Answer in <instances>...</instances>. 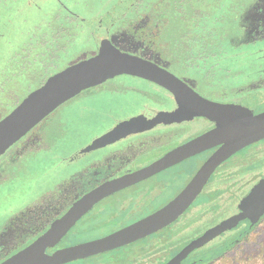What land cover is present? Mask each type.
<instances>
[{
  "label": "flooded vegetation",
  "instance_id": "obj_1",
  "mask_svg": "<svg viewBox=\"0 0 264 264\" xmlns=\"http://www.w3.org/2000/svg\"><path fill=\"white\" fill-rule=\"evenodd\" d=\"M20 1L0 0V119L11 111L2 115V101L7 100L5 84L41 85L59 71V62L66 67L77 58L90 57L106 40L179 82L171 89L152 79L116 75L105 84L72 94L73 98L62 104L67 112L57 105L1 152L0 186L5 187L0 191V263L37 240L90 191L127 177L227 121L264 111V0H134L120 12L108 5L92 22L81 21V26L92 27L81 28L79 39L87 44L77 55L71 54L76 38H72L67 23L50 30L53 35L48 41L51 53L45 58L49 69L45 78L38 72L31 76L24 73V68H34L40 55L38 41H32L35 25L31 44L17 38L24 34L21 27L27 21L22 13L15 15ZM121 75L134 80L114 81ZM116 84L124 88L114 94L117 99H107ZM126 91L129 97L123 99ZM93 96L102 100V107L84 100ZM84 104L83 112L75 110ZM242 109L247 112L242 113ZM74 113L80 115L69 117ZM185 113L203 126L192 131L182 125ZM220 147L221 143L210 145L100 198L76 218L50 250L104 237L159 210L189 184ZM179 168L187 171H174ZM182 175L186 180L176 188ZM24 178L36 182L37 187L25 188ZM169 191L172 195L165 197ZM120 193L125 197L121 201L116 197ZM113 197L117 200H111ZM262 200L264 137L221 160L171 222L133 241L61 264H166L185 245L165 239L171 230L178 241L183 240L207 228V222L217 214L223 216L214 227ZM192 206L199 219L195 214L183 220ZM263 218L264 214L249 230ZM252 219L236 222L233 227L239 230L231 235V230H226L218 246L209 244L217 234L208 238L204 251L186 253L192 257L184 264L200 260L195 263L199 264L228 250L232 245L225 246Z\"/></svg>",
  "mask_w": 264,
  "mask_h": 264
},
{
  "label": "water",
  "instance_id": "obj_2",
  "mask_svg": "<svg viewBox=\"0 0 264 264\" xmlns=\"http://www.w3.org/2000/svg\"><path fill=\"white\" fill-rule=\"evenodd\" d=\"M119 74H131L152 79L170 88L179 82L173 75L145 59L122 51L107 40L102 41L96 53L90 57L74 60L66 67L49 75L40 86L26 94L9 113L0 119V153L69 95ZM262 137H264V111L227 121L169 151L157 161L127 177L107 182L90 191L42 236L0 264H61L147 235L171 222L185 209L196 196L211 170L221 160ZM218 143H221V147L205 161L189 184L159 210L104 237L62 249L50 250L76 218L100 198L136 179L175 163L187 155ZM263 214L264 200L254 208L244 210L210 229L205 235V240L232 227L242 219L253 218L251 224L235 240L225 246L227 248L228 245H232L242 234L246 233ZM180 258H182L180 255H176L166 264H179ZM198 261H193L190 264H195Z\"/></svg>",
  "mask_w": 264,
  "mask_h": 264
},
{
  "label": "rangeland",
  "instance_id": "obj_3",
  "mask_svg": "<svg viewBox=\"0 0 264 264\" xmlns=\"http://www.w3.org/2000/svg\"><path fill=\"white\" fill-rule=\"evenodd\" d=\"M133 1L134 0H21L20 4H19L20 10L16 11L15 15L18 16L22 13L23 17H25L27 19V21L24 23V25L22 24L23 27H21L23 29L22 31L24 34L22 36L17 37V38L19 39V41H23V44H27V45L31 44L30 41H31L32 32L30 33V31H31L32 27L35 25V27H34L35 35L32 36V41H33V39L34 40L36 39L38 41L39 55H40L39 62L34 65V68H31V69L29 68V70L24 68L25 75H26V73L29 72L28 73L29 75H26V76H31L32 73L35 74L38 72L39 76L40 77L42 76L40 74V70H41L40 66L44 65V63L42 62V59L46 58V56H47L46 54L48 52L51 53V45L48 41H50L49 38H51V36L53 35V33L50 31L52 28H55V29L63 28L65 23H67L69 25V29L71 30V33H72V38L73 39L76 38L74 46H72V49H71V54H72V56H74V55L78 54V52L81 50L80 48H82V46H84V44H87V40H83L82 38L79 39L81 28L82 27L86 28V26H87V24H84L83 26H81V23H82L81 21L83 19L86 23L90 22L91 20L93 21L97 17V15L99 16L102 12H104L105 8L108 7V5H111L115 12H120L121 10L124 11L123 9H126L129 5V3L131 2V4H132ZM69 12H71V13H69ZM1 18L2 17L0 14V20H1ZM90 27H92V25ZM90 27L87 26L88 29H90ZM55 34L57 35V33H55ZM56 54H57V52H56ZM68 58H69V56H67V59ZM67 59H66V61H67ZM45 65H47V63H45ZM63 67L64 66L62 65L61 62H59V64L56 66L57 70H60ZM43 77L45 78L46 75H44ZM114 79H115L114 81H118V82L122 81V80H129V81L134 80L133 77H130L128 75L117 76ZM136 80H138V79H135V81ZM102 82L104 84L107 83V81L106 82L102 81ZM39 85H40L39 82H36L35 84H27L26 82H24V83H21L20 85H15L12 83L5 84L4 87H5V89H7L5 96L7 97V100H6V102H4L5 99H3V101H2V105L4 106V109L2 106V115L6 114L8 111L12 110V108L16 104H18L20 102V100L26 94H28V92L37 88ZM116 85H117V87L113 88L115 90V92H111V94L108 95L110 98H107V99H115V98L117 99V96H115L114 94L120 93L119 90L124 88L121 85H118V84H116ZM109 87H111V85ZM79 92L80 91H78L77 93H79ZM127 92L128 91H126L124 94L121 95L123 99H127L129 97V95H126V94H128ZM84 96L85 95H81V98ZM71 98H73L72 94L69 95L63 102H61L58 105V106L61 105L59 107V109L60 108L63 109L64 113L67 112V109L64 107V105L62 106V104L66 103ZM84 100H87L93 104H98V105H96L98 107L103 106L102 100H99L98 96L88 97ZM5 103H7V104L5 105ZM84 106H85V104L78 107L75 110H80L83 112ZM51 111L52 110H50V112ZM50 112H47V114ZM245 112H247V111L242 109V113H245ZM73 115L77 116L80 114H77V113L70 114L69 117H71ZM182 116L183 117H182L181 121H186V123H183L182 125L189 128V130L196 131L198 128L203 126L202 123H200L198 120L195 119V117H193L191 115H187L185 113V116H184V114H182ZM31 128H33V126H31L27 131H29ZM184 169L185 168H182V169L179 168V169L174 170V171H176L178 173H183V172L187 171ZM187 169L190 170L191 168H187ZM186 177L187 176L182 175L180 182L178 183V185H176V188H177V186H179V188H180L181 184L183 182H185ZM21 181L24 183L25 188L33 189V188L37 187V183L33 182V180H31V179L24 178ZM13 183H15V182L12 181L11 184H13ZM4 187H5L4 185L0 186V191ZM9 187H11V186H7V188H9ZM172 193H173L172 191H169L164 196L168 197V196L172 195ZM117 196L119 198L118 199L119 201H121L123 198H125L123 193L116 195V197ZM204 197H206V196H204ZM111 200H117V198L113 197ZM228 212H229V210L227 209V213ZM195 214H197L196 215L197 218L200 217L198 215V213L195 211V207L192 206L184 214L182 219L184 220L188 216L191 217L192 215H195ZM199 214H200V211H199ZM222 216H223V214H217L216 216L211 218V220L209 222H207V224L205 225V227H207V228L203 227L198 232L190 234L189 236L185 237L183 240L178 241L176 239V233H175V231H173L174 229L171 230V233L166 234L165 239H169L171 241V243H174V244L175 243L176 244L177 243H180V244L185 243V245H183L181 250L179 251L180 253L178 254V256L180 255V257L187 255L189 251H194L196 254H198V252L200 253V252L204 251L203 249H205L209 244H212V245L214 244V245L218 246L219 245L218 241H219L220 237L226 233V230L227 231L231 230L229 232L230 235L234 234L235 232H237L239 230V228H236L235 226L234 227L232 226L228 229H224V230L218 232V234L215 236L216 238L208 244L207 240H205V235L209 232L210 229H212L214 227V225L216 223H218V221L221 220ZM201 220H203V219H201ZM198 221H200V220H198ZM95 227H96V225H95ZM117 252H119V251H117ZM186 257L187 256H185V260H184L183 264L185 263V261L190 260L192 256H188L187 258ZM199 264H264V218L262 219V221L260 222V224L256 228L249 231V233H247L237 243L233 244L228 250L221 251L215 257L211 258L210 260L204 261V262L199 263Z\"/></svg>",
  "mask_w": 264,
  "mask_h": 264
},
{
  "label": "trees",
  "instance_id": "obj_4",
  "mask_svg": "<svg viewBox=\"0 0 264 264\" xmlns=\"http://www.w3.org/2000/svg\"><path fill=\"white\" fill-rule=\"evenodd\" d=\"M1 13H3V10L1 9V4H0V14ZM30 33H31V31H30ZM30 35V34H29ZM42 62L44 63V65H41L40 66V68H41V70H40V74L42 75L41 77H43L45 74H46V71H48L49 69H48V66L47 65H45V59H42ZM40 86V85H39ZM250 230H248V232H249ZM234 244V243H233ZM232 244V245H233ZM217 253H219V252H217Z\"/></svg>",
  "mask_w": 264,
  "mask_h": 264
}]
</instances>
